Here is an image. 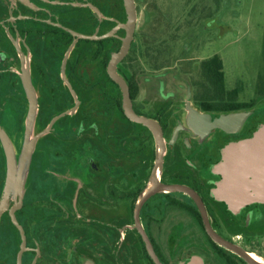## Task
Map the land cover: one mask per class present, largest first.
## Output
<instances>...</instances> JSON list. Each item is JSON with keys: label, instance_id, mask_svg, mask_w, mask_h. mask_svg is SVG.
Masks as SVG:
<instances>
[{"label": "rangeland", "instance_id": "1", "mask_svg": "<svg viewBox=\"0 0 264 264\" xmlns=\"http://www.w3.org/2000/svg\"><path fill=\"white\" fill-rule=\"evenodd\" d=\"M90 1L97 7L95 12L90 7H48L56 18L66 19L67 12H73L78 18L91 16L96 24L113 26L117 21H126L124 0ZM137 5L130 52L133 61L128 59L123 70L137 75L140 93L135 105L140 111L152 113L163 96L185 98L187 87L199 86L200 61L214 54L223 61L227 84L243 85L240 100L256 98L258 90L256 107L264 108V0H137ZM66 23L72 25L75 21L66 19ZM39 32L33 31L28 39L26 62L21 64L14 50L21 39L0 30V53H5L0 63V124L9 136L14 156V170L9 177L0 139V203L12 204L18 196L17 186L23 191L18 219L28 235V246L41 249L36 261L34 251L26 252L23 264H84L77 255L82 246L76 242L75 227L90 230L91 222L76 219V193L79 191L80 196L75 204L86 217L95 214L103 218L106 214L112 225L134 227V188L151 160L146 161L147 144L143 145L146 150L135 145L142 134L140 127L120 115L122 92L118 85L103 80L106 71L99 86L88 87L83 82L75 87L77 94H70L66 85L72 69L70 48L67 54L57 56L48 50L44 57L47 63H43V30ZM124 34L121 30V37ZM120 44L116 41L111 53ZM89 53L86 58L90 63L81 65L80 81L87 79V71L93 66ZM65 56L68 62L63 60ZM43 68L49 81L45 89ZM25 69L35 100L31 121L29 89L23 81ZM54 91L57 103H51L44 114L43 108L52 101ZM75 101L81 103L79 110H74ZM60 114L51 130L32 142ZM92 123L101 132L95 133ZM108 124L114 130L110 145L103 135ZM91 158L98 160L100 171L90 167ZM167 200L162 193L153 196L147 206L158 205V211L152 214L144 210L139 220L152 230L169 264H194L196 257L203 259V264H228L225 255L233 261L231 264H245L232 252L212 245L198 219L178 211ZM127 230L137 238L134 228ZM240 239L245 249L264 260L263 235L246 242ZM19 247L20 235L6 211L0 219V264H16ZM142 259L150 264L145 252Z\"/></svg>", "mask_w": 264, "mask_h": 264}, {"label": "flooded vegetation", "instance_id": "2", "mask_svg": "<svg viewBox=\"0 0 264 264\" xmlns=\"http://www.w3.org/2000/svg\"><path fill=\"white\" fill-rule=\"evenodd\" d=\"M134 1L137 8V20H138L137 0ZM89 3L93 4L90 0L84 2L82 0H0V30L1 31L3 30L5 32L9 31L11 35L21 39L20 45L14 47V50L20 56L21 64H24L26 62L25 51L29 50L28 39H30L33 31L41 32V30H43V63L44 62L47 63V60L44 57L45 54H48L46 53L48 50L51 55L57 56L62 53L64 55L67 54L66 52L70 48V53L71 55H73L71 61L72 69L69 73L70 83L66 81L65 82L70 94H77L74 91V89L76 86L78 87V85H82L86 83L88 84V87L95 88L96 86H99L101 77H104L102 76L103 71H106V75H107V77L106 78L104 77L103 80L106 79L107 83L113 80L108 73V63L111 59L112 54L117 50H119V48L121 47L122 38L126 35V30L124 28H120L112 36L101 37V38L80 37L77 39V36L73 34L71 31L67 30L65 27L86 35L101 36L106 32L110 31L115 25H117V23L125 22V21H117L113 26H111V24L109 23L96 24L89 15H85V17L83 18L81 17L78 18V16L74 17L75 15H73V12L70 13L67 12L66 19L68 21L74 19L75 21V24L71 25L66 23V19L56 18L52 16L51 10L48 7V5H52V6L68 5L73 8L74 7L83 8V7H90ZM90 8L93 9L92 7ZM93 10L95 12V9ZM75 14L78 15V12L76 11ZM76 21L78 22L80 21L79 24H76ZM121 30L125 31V34L122 37L120 35ZM63 31H65L66 33H64ZM135 32H136V27H135ZM112 37L115 38V42L120 40L121 44L119 45L118 49H116L114 52L111 53ZM105 39L108 40L105 41ZM133 39L131 41V45L127 55L117 65L118 72L124 78H125L124 74H127L128 72L127 71L125 72L123 70V65L127 61L126 57L130 54V52L133 49L132 48L134 46ZM81 40H83V42H81ZM101 41H103L104 45L103 43L102 44L100 43ZM0 42L2 41L0 40ZM115 42H114V46H115ZM62 48H63V52H62ZM88 52H90L89 54L92 57L91 61H93L92 63L93 66L91 65L90 67L91 70L87 71L89 73L87 79L84 78V81L82 80L80 81L79 78L81 73V65L82 64L86 65V63H90L88 61V58H86ZM4 57H5V53H0V63L2 62V59ZM63 60L65 62L69 61L68 57L66 56L63 57ZM203 60L204 59H202L201 61ZM200 63L198 69L201 79L197 83L199 86L198 87L195 86L194 88L192 86L187 87L186 89L187 96L185 98L181 97L178 100H174L175 97L172 95L163 96L161 99L162 103L161 102L155 103L157 104V106L154 107V111L152 113L142 112L135 105L136 98L140 93V85H139V92L136 98L132 99L133 106L137 113L147 115L148 117L157 120L161 124L163 130L164 149L162 154V163L160 168L157 167L155 172V177L163 183L183 184L194 190L202 199L213 228L223 237L242 246L240 242H238L239 238H241L240 241L246 242V241H250V239H254L255 236L258 237L259 235L264 236V202L247 203L244 206H242L237 212H234L229 208L228 204L224 200L219 199L215 195L213 190L217 186V183L223 177V175L217 171V166L223 159L224 147L230 142L238 141L252 136L256 130L255 129L256 126L261 124V121L264 120V108L256 107V100L259 97L257 96L258 90H256V98L253 97L250 100H248V102H254V105L248 109H245L246 112H248L247 118L244 121L243 125L237 131H229L222 127H212L208 130L204 129L201 132H196L188 124V115L190 109H194L199 113H205L208 115V118L210 119L220 117L222 114H227L229 112H235V111H224L220 108H212L209 110H205L200 106L199 104L200 101L195 97V93L198 90L202 89V86L199 84L201 80H203ZM261 72H259L257 76V82L259 80ZM48 82L49 81L47 80L46 71L43 68V89L47 88L46 84ZM235 85L229 88V90H237V95L240 100L239 90L237 88V85L236 86ZM57 100L58 97L56 91L52 97V101L49 103V105H47V108L45 107L43 108L44 114L46 113L45 109L48 110L50 104L51 103L56 104ZM45 102L46 100H44V103ZM54 106L55 105H51V107ZM80 107H81V103L79 101H75L74 110L75 109L79 110ZM122 111L123 114L125 115L124 110ZM69 112L70 111L68 110L62 114L65 115ZM123 114L120 113L121 116H123ZM60 117L61 114L55 115L49 122L48 126L45 129H43V131L48 129L43 134L48 133L51 130L54 122ZM126 118L128 117L126 116ZM126 118L125 120H127ZM52 121L53 123L50 124ZM92 125L95 133L101 132L99 129L97 130L98 125L96 126L95 123H92ZM147 129L150 131L151 135L153 136L152 149L154 150L153 151L154 158L150 164L148 162L149 165H147L146 163V165L143 168L146 169V174L144 175L143 178L137 181L136 184L137 186H135L134 188L135 202L144 189L145 191H147L148 187L152 186L153 181L150 180V178L152 175V171L155 168L157 153H160V144H161L160 139L157 138L156 140L155 134L148 127ZM108 131L104 132L103 135L106 138L107 143L110 145L112 132L114 131L112 130L110 124H108ZM147 147H148L147 150L150 151L151 142L149 137L147 139ZM88 162L92 169H94L95 171H100V163L98 162L97 159L91 158L89 159ZM161 193L164 195V197H166V199H168L167 201H169V204L176 207L178 211L184 212L188 215H192L195 218H197L196 217L197 214L201 216L200 209L196 201L193 199V197L190 194H188L183 190H172V189H167L152 194L142 205L140 214H142L144 210L152 214L154 212H157L159 208L158 205L147 206V204L153 196ZM78 194L79 191L76 193V198L74 200L75 202L77 201V199H79L80 195L78 196ZM104 199L107 198L104 197ZM75 202H74V206H75L76 219L81 221L91 222L90 230L89 228L81 229L79 228L80 226L75 227L76 232L74 235L78 239L76 242H81V246H82L77 249V255L82 259H84V264H144L142 259L144 252L146 254V257L149 259L150 264H155L153 259L151 258V255L148 252L147 245L143 239V236L141 235L138 228L135 226V222H134V227L130 225L116 226V225H112V223L110 222V217L106 214L104 215L103 218L96 216L95 214H93L92 217L89 218L86 217L84 212L82 213L77 208ZM17 211H16V216L18 218ZM94 211L96 212V210ZM7 212L9 213L8 210ZM97 212L99 213V210H97ZM133 219H134V207H133ZM19 222L21 223L20 220ZM201 222H202V217H201ZM12 224L18 230V233L20 235V245H21V234L19 232V229L13 222ZM202 226L204 232L206 233V235H208L204 228L203 222H202ZM128 227L134 228L136 230V234H137L136 239L132 238L129 235L127 230ZM141 227L147 234L148 238L150 239L151 244L155 252L159 256L160 260L162 261V263L169 264V262L164 258L162 252L160 251L159 245L156 241V237L152 233V230L148 226L143 227L142 224ZM25 234H26L27 249L23 252L22 264H23L24 255L28 251H34L36 255L35 261L38 260L39 257L41 256V249L39 247H36L32 250L30 246H28V240H27L28 235L26 231ZM209 237L207 238L209 239ZM209 241L212 243V245H215L216 243L211 238L209 239ZM83 242H86V244H83ZM216 244H217L216 248L224 249L229 252H232L231 250H228L225 247L220 246L218 243ZM232 253L240 257L236 253L234 252ZM147 254L149 255V257L147 256ZM17 256H16V264H17ZM225 256L228 264L233 263V261L230 258H228L227 255ZM249 256L251 259L255 261H261L264 263V260L254 251H249ZM240 258L245 262V264H248L242 257ZM195 263L198 264V261H195ZM200 264H203V259Z\"/></svg>", "mask_w": 264, "mask_h": 264}, {"label": "water", "instance_id": "3", "mask_svg": "<svg viewBox=\"0 0 264 264\" xmlns=\"http://www.w3.org/2000/svg\"><path fill=\"white\" fill-rule=\"evenodd\" d=\"M127 20L125 22H119L110 31L106 32L101 36L86 35L70 28L65 27L67 30L71 31L77 36V39L82 38H101L114 35L117 30L124 28L126 30V35L122 38V45L114 52L108 63V73L110 77L115 81L122 92V106L125 115L134 122L141 123L147 126L154 134L155 138L160 139V153H157V159L155 163V168L152 171L150 180L153 181L154 185L148 189V191L143 190V192L138 197L134 206V222L135 226L140 231L143 239L147 245V249L151 258L155 264H163L159 256L155 252L150 239L141 227L139 220L140 210L144 202L154 193L172 189V190H183L190 194L196 201L200 214L202 217V222L207 234L212 240L218 243L220 246L225 247L228 250L236 253L242 257L248 264H264L261 261H255L250 258L249 251L240 246L239 244L223 237L219 234L212 226L210 218L205 209L204 203L199 195L186 185L178 183H163L155 177V172L157 167H161L162 154L164 149V138L163 130L161 124L147 115L139 114L136 112L133 106V101L131 98V92L126 79L118 72V63L127 55L131 41L134 37L136 21H137V8L134 0H124ZM89 6L93 9H97L93 4L89 3ZM61 25V24H59ZM23 81L26 87L29 89V119L31 121L32 116L35 111V100L34 94L31 90L29 75L26 69L23 73ZM248 115L246 111H235L229 112L227 114H222L220 117L213 119L208 118L205 113H199L194 109H190L188 115V124L196 132H201L202 130H208L212 127H222L229 131H237L244 123ZM53 121L50 123L52 124ZM45 131L38 133L32 142H34L40 135ZM0 139L3 143L8 164V176L13 174L14 170V156L9 136L3 126L0 124ZM217 171L220 172L223 177L217 183L213 192L215 195L224 200L229 208L234 212H237L242 206L251 202H264V123L259 126L252 136L230 142L224 147L223 159L217 166ZM18 196L12 203L1 202L0 203V219L5 211H9L12 222L17 226L21 234V245L17 256V264H22L23 252L27 249L26 246V234L23 225L19 222L16 211L23 206V191L17 186ZM198 264L201 263V259L196 257Z\"/></svg>", "mask_w": 264, "mask_h": 264}, {"label": "trees", "instance_id": "4", "mask_svg": "<svg viewBox=\"0 0 264 264\" xmlns=\"http://www.w3.org/2000/svg\"><path fill=\"white\" fill-rule=\"evenodd\" d=\"M66 33L65 31H63ZM112 39V45L111 48L114 47L115 38ZM108 39H105L107 41ZM104 41V40H103ZM103 41L100 43L102 44ZM83 42V40H81ZM104 45V43H103ZM107 50V49H106ZM132 56L129 54L126 57V60H132ZM133 61V60H132ZM131 61V62H132ZM105 64V63H104ZM201 73H202V79L199 83L202 86V89L198 90L195 93V97L200 101V106L205 109L209 110L212 108H220L224 111H241L248 109L254 105V102H248V101H241L238 98L237 90H229L225 86V76H224V69H223V61L218 54H214L207 59H204L201 61ZM125 75V79L130 87L131 97L132 99H135L138 92H139V84L136 78L135 72H129ZM110 79V77H109ZM111 82L115 85H117L113 80ZM121 113L123 114V111L121 109ZM123 117L126 118V116L123 114ZM130 123H133L137 126H139L141 131V137L137 139V142L135 143L136 146L145 147L144 144H147V139L149 137L151 142V148L150 151L147 153V159L150 161L154 158V150L152 149V141L153 136L151 135L150 131L147 129V127L143 126L142 124L132 122L128 118H126ZM264 123V120L261 121V124L256 126L255 129H257L259 126H261ZM140 148L138 150H140ZM146 150V149H145ZM198 221L201 222V216L199 214L196 215ZM203 228V226H202ZM207 237H209L207 235ZM210 239V237H209ZM215 245H217L215 243ZM149 257V255L147 254ZM151 260V259H150Z\"/></svg>", "mask_w": 264, "mask_h": 264}, {"label": "crops", "instance_id": "5", "mask_svg": "<svg viewBox=\"0 0 264 264\" xmlns=\"http://www.w3.org/2000/svg\"><path fill=\"white\" fill-rule=\"evenodd\" d=\"M223 69H224V64H223ZM224 76H225V86L227 89L231 88L232 86H234L235 84H233L232 86H229L226 82V73H225V70H224ZM237 85V88L239 90V96L242 94V91H243V85H239L238 83H236ZM235 85V86H236ZM250 100V99H249ZM248 101V100H247Z\"/></svg>", "mask_w": 264, "mask_h": 264}, {"label": "bare ground", "instance_id": "6", "mask_svg": "<svg viewBox=\"0 0 264 264\" xmlns=\"http://www.w3.org/2000/svg\"><path fill=\"white\" fill-rule=\"evenodd\" d=\"M154 185V183L152 182V186ZM152 186H150V187H148V189H150ZM148 189H147V191H148Z\"/></svg>", "mask_w": 264, "mask_h": 264}]
</instances>
